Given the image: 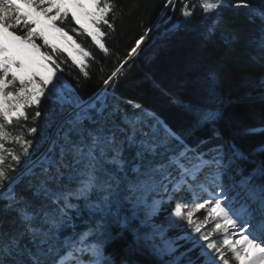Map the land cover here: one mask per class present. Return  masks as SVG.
Listing matches in <instances>:
<instances>
[{
    "label": "snow or ice",
    "instance_id": "6c2138e0",
    "mask_svg": "<svg viewBox=\"0 0 264 264\" xmlns=\"http://www.w3.org/2000/svg\"><path fill=\"white\" fill-rule=\"evenodd\" d=\"M170 5L175 12L173 0H165L163 8ZM228 6L226 0H205L196 7L219 13ZM231 7L264 20V10L245 0ZM116 9L115 0H0V200L6 202L5 212L15 213L8 228L0 219V264H66L69 259L112 264L105 253L111 225L126 226L141 213V223L152 231L137 239L158 258L172 257L165 264H264V183L253 181L255 173L242 176L237 168L242 176L237 181L228 171L242 154L234 151L225 161L223 145L208 152L191 147L143 104L117 94L125 66L147 54L148 47L141 45L157 25L120 57L105 42L114 31ZM193 12L183 0L181 16L187 20ZM69 21L71 28L61 26ZM217 23L209 26V34ZM178 27L169 25L161 36L169 38ZM77 36L90 38L115 62L102 78L104 87L87 99L67 83L58 62L66 54L88 77L85 60L91 52ZM256 43L264 59V27ZM210 77L214 91L215 73ZM45 101L56 106L54 115L45 112ZM42 116L49 117L43 127L37 123ZM217 116L203 110L197 120ZM14 124L32 138L13 135L7 129ZM6 141L21 151L6 148ZM17 184L22 192L15 190ZM173 199L167 227L152 224L159 206ZM79 224L84 228L77 230ZM169 228L179 234L168 237ZM157 237L163 244L155 243ZM178 241L191 247L175 256Z\"/></svg>",
    "mask_w": 264,
    "mask_h": 264
},
{
    "label": "trees",
    "instance_id": "16d2710c",
    "mask_svg": "<svg viewBox=\"0 0 264 264\" xmlns=\"http://www.w3.org/2000/svg\"><path fill=\"white\" fill-rule=\"evenodd\" d=\"M164 2L115 0L114 31L109 32L106 27L102 30L109 32L105 42L120 57L126 56L147 28L157 25L141 46L148 47L147 54L134 57L125 66L126 75L120 78L117 94L143 104L191 147L199 145L200 151L208 152L214 146L223 145L225 155L238 151L243 158L236 160V169L239 168L243 176L255 173L253 181L264 183V175L257 171L264 170V59L256 43L264 20L254 17L248 9L231 7L239 0H226L229 6L219 13L215 10L206 13L196 7L205 0H187L194 7L187 20L181 16L183 0H173L175 12L172 5L164 9ZM245 2L253 9L264 10V0ZM217 21L216 31L209 34V26ZM171 24H178V30L164 39L161 33ZM61 26L71 28L72 24L69 21ZM76 38L91 52V57L85 60L84 71L89 73L88 77H84L79 66L73 65L66 54L60 56L58 62L67 83L81 98L87 99L104 87L102 78L110 74L115 62L113 57L98 50L90 38ZM37 43L42 41L37 40ZM210 72L216 77L214 91ZM43 107L49 116L54 115L56 106L52 102H43ZM203 110L218 112V116L214 121L198 122V113ZM34 111V108L28 109L29 117ZM48 119L42 116L37 123L43 127ZM27 126L30 127L31 122ZM7 130L13 135L32 138L26 131L21 132L19 125L9 126ZM41 135L38 128L36 137ZM5 146L21 151L19 145L11 142L6 141ZM7 163H12L10 158ZM15 190L22 192L23 185L17 184ZM4 203L0 200V219L8 228L15 213L5 212ZM82 228L84 225L79 224L77 230ZM110 234L105 253L112 264H165L128 226L113 223ZM72 262L69 259L66 264Z\"/></svg>",
    "mask_w": 264,
    "mask_h": 264
},
{
    "label": "rangeland",
    "instance_id": "374dc122",
    "mask_svg": "<svg viewBox=\"0 0 264 264\" xmlns=\"http://www.w3.org/2000/svg\"><path fill=\"white\" fill-rule=\"evenodd\" d=\"M163 124H164V122L163 121H161ZM169 128V127H168ZM170 129V128H169ZM232 155V153H231V151H229V152H227L226 153V161H227V159L229 158V156H231ZM233 166H235V165H232L230 168H229V173L232 175V171H231V168H233ZM234 177H235V179L237 180V181H239L240 180V178L241 177H236L235 175H233ZM224 182H225V184H227L228 183V178H227V175L224 177ZM183 199H187V196L186 195H184L183 196ZM176 202V200L175 199H173V201H172V203H165V204H161L160 206H159V211L157 212V214L156 215H154L153 217H152V219H151V223L152 224H154V225H162V226H164V227H167V225H168V219H169V212H170V210H171V208H172V206L174 205V203ZM126 211H127V214H129V215H131V212H130V206H128L127 207V209H126ZM198 215H202V213H198ZM142 218H143V214L141 213L140 214V216L139 217H134V218H132L131 220H129V222L127 223V225L126 226H128L129 228H131L132 229V231L134 232V235L137 237L138 235L140 236V237H143V235L145 234V233H149V232H151L152 231V229L150 228V227H147L146 228V226L144 225V224H142L141 223V220H142ZM208 227H211V225H209ZM142 229H144L143 231H142ZM177 234H179V229H175V228H169L168 229V231H167V233H166V235L168 236V237H174V236H176ZM142 239V238H141ZM143 240V239H142ZM147 243H151V241H149V242H147ZM155 243H157V244H163V241L159 238V237H157L156 238V240H155ZM177 244H178V247H177V251H176V253L174 254L175 256H179V254L181 253V252H184L187 248H189V247H191V244L190 243H186L185 241H178L177 242ZM150 248V247H149ZM151 249V248H150ZM152 250V249H151ZM198 249L196 250V251H194V252H192V253H190L189 255L192 257V258H195L196 256H197V253H198ZM172 259V257H170V256H165L162 260H164V261H168V260H171ZM72 261V260H71ZM72 264H73V262H72ZM127 264V263H126Z\"/></svg>",
    "mask_w": 264,
    "mask_h": 264
},
{
    "label": "water",
    "instance_id": "95a60500",
    "mask_svg": "<svg viewBox=\"0 0 264 264\" xmlns=\"http://www.w3.org/2000/svg\"><path fill=\"white\" fill-rule=\"evenodd\" d=\"M146 40V39H145ZM142 46V45H141Z\"/></svg>",
    "mask_w": 264,
    "mask_h": 264
}]
</instances>
